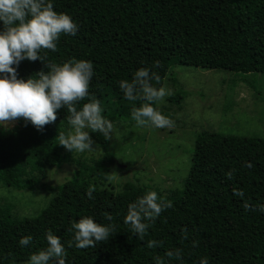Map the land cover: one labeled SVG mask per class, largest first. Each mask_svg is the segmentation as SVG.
Instances as JSON below:
<instances>
[{
  "label": "trees",
  "instance_id": "1",
  "mask_svg": "<svg viewBox=\"0 0 264 264\" xmlns=\"http://www.w3.org/2000/svg\"><path fill=\"white\" fill-rule=\"evenodd\" d=\"M52 3L55 11L73 18L78 32L61 34L55 52L43 49L44 61H22L18 78L47 72L48 63L62 64L72 58L91 61L90 96L76 107L79 110L90 98L98 99L103 115L113 122L136 124L132 109L146 101L125 99L119 81H130L135 71L156 61L160 66L152 70L159 80L151 83L157 89L175 65L264 74V0ZM173 77L174 85L179 84ZM249 83L256 89L254 81ZM184 97L179 89L169 100L179 103ZM69 115L67 109H60L57 120L42 131L20 118L11 134L0 136V183L16 190L54 193L48 206L34 217L12 219L8 206L0 208V264L28 261L31 254L47 247L49 230L65 245L66 264H156L157 258L162 264H199L202 258L208 264H264V213L244 207L245 201L264 204V137L202 130L181 196L169 197L157 187L132 182L117 193L96 186L95 177L108 180L115 154L109 150L110 140L91 133L93 145L104 152L98 165L82 167L61 185L52 186L42 179L48 177V169L61 167L71 158L58 144L59 134H66L70 127ZM229 171L231 178L226 175ZM234 189L244 196L235 195ZM150 191L172 207L150 222L141 240L124 219L128 205ZM85 216L112 224L115 231L95 247L76 248L71 225ZM29 235L32 243L20 246L19 240ZM148 241H157V246L148 247ZM176 250L182 259L168 257L169 251Z\"/></svg>",
  "mask_w": 264,
  "mask_h": 264
},
{
  "label": "clouds",
  "instance_id": "2",
  "mask_svg": "<svg viewBox=\"0 0 264 264\" xmlns=\"http://www.w3.org/2000/svg\"><path fill=\"white\" fill-rule=\"evenodd\" d=\"M0 128L9 127L12 122L23 118L38 131L57 120L60 109H67L69 131L59 134V145L71 153L94 152V140L91 133H100L105 140H111L117 132L113 121L103 115V108L98 99L90 98L81 109L76 104L90 96L89 85L94 76L91 61L69 59L62 64L48 63L47 72L40 71L31 77L18 78V67L22 61H44L43 49L55 52L61 34L75 36L79 25L66 13L54 10L52 0H0ZM160 62L142 67L135 71L132 79L119 81V88L125 99L135 101L144 99L140 107H134L132 119L138 126L166 128L173 121L153 107L171 96L170 89L152 85L153 79L159 76L152 70ZM142 94V95H141ZM232 177V172L226 174ZM115 179V177H112ZM92 190L87 192L92 198ZM234 194L244 196L243 191L234 189ZM170 202L158 197L157 192H147L128 205L124 219L132 232L141 240L147 234L150 222H154L162 211L171 208ZM246 210H258L264 213V204L252 205L245 201ZM108 220L112 217L108 216ZM74 246L79 249L95 247L107 241L115 231L112 224L104 225L95 222L93 217L85 216L73 222ZM32 236H24L19 245L24 247L32 243ZM47 247L31 254L27 264H66V249L61 238L49 230L46 234ZM157 241H148V247L157 246ZM69 246H73L69 244ZM168 257L182 259L181 251H169ZM156 264H162L159 258ZM199 264H208L202 258Z\"/></svg>",
  "mask_w": 264,
  "mask_h": 264
},
{
  "label": "rangeland",
  "instance_id": "3",
  "mask_svg": "<svg viewBox=\"0 0 264 264\" xmlns=\"http://www.w3.org/2000/svg\"><path fill=\"white\" fill-rule=\"evenodd\" d=\"M174 76V77H173ZM179 84L174 85L171 78ZM249 81L256 83V89ZM163 87L172 94L181 89L184 99L157 102L163 115L173 121L170 127L138 126L124 121L114 122L117 132L110 140L109 150L115 162L109 165V178L95 177V185L120 192L125 183L157 187L163 195L180 197L192 167L198 134L202 130L225 134L264 137V74H241L223 69H204L195 65H175L170 68ZM18 122L0 128V136L11 134ZM70 127L67 128L66 133ZM71 153L61 167H51L42 178L52 186L61 185L82 167L96 166L103 150ZM115 177V179H112ZM53 192L16 190L0 183V208L8 206L12 219L34 217L44 210ZM16 264H27L19 262Z\"/></svg>",
  "mask_w": 264,
  "mask_h": 264
}]
</instances>
